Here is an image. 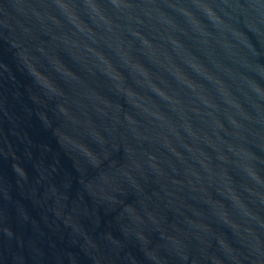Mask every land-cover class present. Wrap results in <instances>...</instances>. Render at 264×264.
I'll list each match as a JSON object with an SVG mask.
<instances>
[{"label": "water", "instance_id": "obj_1", "mask_svg": "<svg viewBox=\"0 0 264 264\" xmlns=\"http://www.w3.org/2000/svg\"><path fill=\"white\" fill-rule=\"evenodd\" d=\"M0 264H264V0H0Z\"/></svg>", "mask_w": 264, "mask_h": 264}]
</instances>
